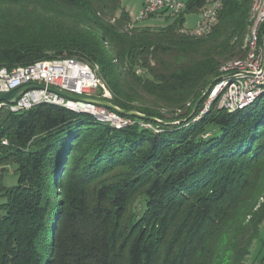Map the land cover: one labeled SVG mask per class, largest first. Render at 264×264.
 I'll list each match as a JSON object with an SVG mask.
<instances>
[{"label":"trees","instance_id":"1","mask_svg":"<svg viewBox=\"0 0 264 264\" xmlns=\"http://www.w3.org/2000/svg\"><path fill=\"white\" fill-rule=\"evenodd\" d=\"M207 1L150 17H166L153 29L121 0H0V69L74 59L98 69L112 104L157 120L2 110L0 264H247L264 224V96L188 118L245 56L253 0H223L208 36L182 34Z\"/></svg>","mask_w":264,"mask_h":264},{"label":"built area","instance_id":"2","mask_svg":"<svg viewBox=\"0 0 264 264\" xmlns=\"http://www.w3.org/2000/svg\"><path fill=\"white\" fill-rule=\"evenodd\" d=\"M223 6V0H208L200 11L195 26L190 29L182 28L180 32L196 38L210 35L219 22ZM186 8L184 0H145L138 16L132 19V25L162 13L178 17ZM249 23L242 45L245 56L224 64L219 70L222 79L211 89L210 100L216 98L218 109L228 113L245 110L260 96H264V0H253ZM97 70L74 59L40 61L12 71L1 68L0 93H9L24 84L35 82L70 94L110 101L112 94L99 77ZM41 104L57 105L78 114H87L96 121L109 124L116 129L135 124L130 118L123 117L106 107L70 101L46 89L29 91L13 105L0 103V112L8 110L11 113H21ZM209 110L210 108H206L203 114L206 115ZM200 119L197 118L195 121ZM7 144L5 140L3 145Z\"/></svg>","mask_w":264,"mask_h":264},{"label":"rangeland","instance_id":"3","mask_svg":"<svg viewBox=\"0 0 264 264\" xmlns=\"http://www.w3.org/2000/svg\"><path fill=\"white\" fill-rule=\"evenodd\" d=\"M144 1L145 0H121V5H122L123 9H125L130 14L132 19H134V18H136V16H138ZM184 1H186V0H184ZM199 17H200V13L187 14L185 17L186 22H185L183 28H185V29L193 28L195 26L196 22L198 21ZM165 18H166L165 16H157L155 18H148V19L144 20L143 22L138 23L137 25L140 28L150 27L153 29H158V28L164 27L167 24V21ZM211 89H212V87H211ZM211 89H210L209 93L206 95V98H205V101H204L202 107L198 108L195 115L191 118V119H193V122H196L195 120L197 118L200 119V117L202 118L205 116L204 111L206 108L211 109L212 106L214 104H216V98L210 100ZM98 93H100V92H98ZM261 97L262 96H260V98ZM190 105L191 104H188L187 107L189 108ZM223 111H225V110H223ZM179 113H181V112H179ZM123 117H126V116H123ZM131 121H134V120L131 119ZM197 121H199V120H197ZM179 124H180V122L176 121L174 124L172 123L171 125H179ZM140 125H141V127L145 128V129L153 130L155 133L161 132V129L154 127L153 125L142 123V122ZM163 125H168V124H163ZM147 126H151V128H149ZM9 171L12 173V171H13L12 168H10ZM10 172H9V174H11ZM261 232H262V234H261L260 239L256 240L252 246L251 253L247 258V264H260V262L262 261V259L264 257V224L261 227Z\"/></svg>","mask_w":264,"mask_h":264},{"label":"water","instance_id":"4","mask_svg":"<svg viewBox=\"0 0 264 264\" xmlns=\"http://www.w3.org/2000/svg\"><path fill=\"white\" fill-rule=\"evenodd\" d=\"M222 79V78H221ZM212 87V84H210L206 91L204 92V94L202 95V97L195 103L194 107H193V110H192V113L190 115V117L188 119H191L196 111L198 110L201 102L206 98V95L209 93L210 89ZM47 90L49 91L50 93H54V94H57L67 100H70V101H75V102H83V103H90V104H96V105H99V106H102V107H106L122 116H133V117H137L139 119H151V120H154V121H157L156 119H153V118H149L143 114H140L139 112H136V111H125V110H122L120 108H118L117 106H115L114 104H112L110 101L108 100H104V99H100V98H95V97H85V96H78V95H74V94H70V93H67L65 91H62L60 89H57V88H54V87H46L44 84H41V83H35V82H32V83H27V84H24L20 87H18L17 89L15 90H12L11 92L9 93H0V103H7V104H16L18 102V100L20 98H22V96L24 94H26L27 92L29 91H32V90ZM185 120V122L188 121ZM162 124H174L175 122H172V123H165V122H162V121H158Z\"/></svg>","mask_w":264,"mask_h":264}]
</instances>
